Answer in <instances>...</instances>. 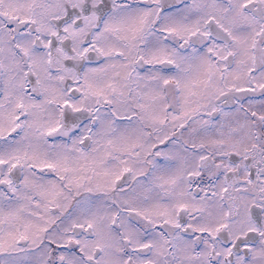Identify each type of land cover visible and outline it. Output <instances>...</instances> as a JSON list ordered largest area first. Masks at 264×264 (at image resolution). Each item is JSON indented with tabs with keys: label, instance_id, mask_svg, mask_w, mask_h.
Returning <instances> with one entry per match:
<instances>
[{
	"label": "snow or ice",
	"instance_id": "6c2138e0",
	"mask_svg": "<svg viewBox=\"0 0 264 264\" xmlns=\"http://www.w3.org/2000/svg\"><path fill=\"white\" fill-rule=\"evenodd\" d=\"M0 264H264V0H0Z\"/></svg>",
	"mask_w": 264,
	"mask_h": 264
}]
</instances>
